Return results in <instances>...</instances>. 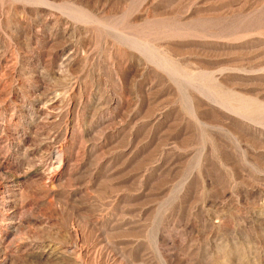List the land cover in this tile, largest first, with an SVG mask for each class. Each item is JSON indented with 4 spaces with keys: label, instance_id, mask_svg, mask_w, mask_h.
Returning a JSON list of instances; mask_svg holds the SVG:
<instances>
[{
    "label": "rangeland",
    "instance_id": "obj_1",
    "mask_svg": "<svg viewBox=\"0 0 264 264\" xmlns=\"http://www.w3.org/2000/svg\"><path fill=\"white\" fill-rule=\"evenodd\" d=\"M0 264H264V0H0Z\"/></svg>",
    "mask_w": 264,
    "mask_h": 264
}]
</instances>
